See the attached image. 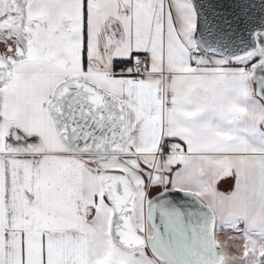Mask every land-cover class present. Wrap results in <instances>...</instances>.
<instances>
[{"label":"snow or ice","instance_id":"6c2138e0","mask_svg":"<svg viewBox=\"0 0 264 264\" xmlns=\"http://www.w3.org/2000/svg\"><path fill=\"white\" fill-rule=\"evenodd\" d=\"M0 264H264V0H0Z\"/></svg>","mask_w":264,"mask_h":264},{"label":"crops","instance_id":"0c3cea01","mask_svg":"<svg viewBox=\"0 0 264 264\" xmlns=\"http://www.w3.org/2000/svg\"><path fill=\"white\" fill-rule=\"evenodd\" d=\"M221 190H228V186L227 185H222L221 186Z\"/></svg>","mask_w":264,"mask_h":264}]
</instances>
